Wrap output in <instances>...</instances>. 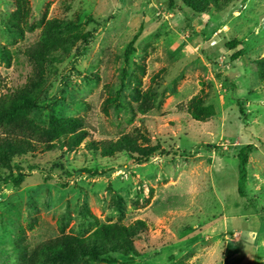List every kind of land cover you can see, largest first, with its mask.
I'll use <instances>...</instances> for the list:
<instances>
[{"label": "rangeland", "instance_id": "obj_1", "mask_svg": "<svg viewBox=\"0 0 264 264\" xmlns=\"http://www.w3.org/2000/svg\"><path fill=\"white\" fill-rule=\"evenodd\" d=\"M174 1L175 9L167 0H30L33 22L48 9V19L67 18L95 31L87 48L75 49L49 70L50 88L37 120L51 114L84 118L96 141L142 127L154 143L178 152L143 165L125 155L94 158L84 148L28 157L23 167L37 169L21 186L0 183V264H19L15 242L35 247L62 228L89 234L96 220L148 225V241L137 242L141 256H115L117 264H264V83L254 64L264 58V0H235L223 12L202 16ZM13 10L12 2L0 0V45L10 51L39 34L20 38L6 31L3 22ZM88 17L95 23L87 24ZM137 33L136 52L126 66L124 52ZM233 40L241 45L227 49ZM239 49L244 57L230 62ZM135 64L145 66L144 91L153 75L165 72L156 107L133 118L128 104ZM30 73L23 55L10 68L0 65L3 92L23 86ZM201 89L216 108L205 123L178 109ZM119 91V103L106 115L103 102ZM247 145L255 149L248 197L241 198L236 155ZM86 168L100 174L82 172Z\"/></svg>", "mask_w": 264, "mask_h": 264}, {"label": "trees", "instance_id": "obj_2", "mask_svg": "<svg viewBox=\"0 0 264 264\" xmlns=\"http://www.w3.org/2000/svg\"><path fill=\"white\" fill-rule=\"evenodd\" d=\"M9 1L12 2L14 10L3 22L6 31L20 38L36 31H39V34L30 45L15 51L0 45V65L10 68L14 57L23 55L31 68L26 83L20 88L3 92L7 86L0 78V183L8 182L14 187L21 186L32 171L37 169L35 165H29L25 169L23 164L27 163L28 157L35 158L40 153L61 151L63 154H70L84 148L86 153L94 158L111 160L125 155L136 165L147 164L156 156L168 158L177 155L178 150H166L160 143H154L142 127H135L116 140L96 141L90 139L88 122L84 118L51 114L46 121H38L35 115L50 88L49 70L63 63L75 49L87 48L94 39L95 31H84L79 24L67 18L48 19V9L38 22H33L30 0ZM234 1L180 0L182 9L190 10L198 16L223 12ZM167 6L170 9L177 8L174 0H167ZM89 23H95V20L88 17L87 24ZM139 36L140 33L134 35L126 46L123 56L126 66H129L130 57L136 52L134 46ZM240 45L237 40L225 44L229 50H234ZM58 56L63 57L59 59ZM243 57L244 52L239 49L230 56V62H237ZM254 64L260 82L264 83V58ZM164 72L162 69L153 75L149 88L144 91L142 86L146 74L145 66L134 65L129 83L131 87L128 104L133 118L136 115L145 117L156 107L157 86L162 81ZM123 76H127L126 70ZM96 78L99 81V77ZM120 99L121 91L107 98L102 104L103 112L107 115L110 107L118 104ZM211 99V95L201 89L186 104L181 103L178 109L186 111L193 120L205 123L216 115V108ZM254 149L253 145H247L236 155L237 191L241 198L248 197V164ZM82 172L91 176L100 174L97 169L86 168ZM148 233V225L143 220H136L129 225L122 220H96L94 229L89 234H67L62 228L57 237L38 246L15 242L13 248L19 264H117L119 261L115 256L133 261L140 257L137 242H147ZM181 264L184 262L181 261Z\"/></svg>", "mask_w": 264, "mask_h": 264}]
</instances>
